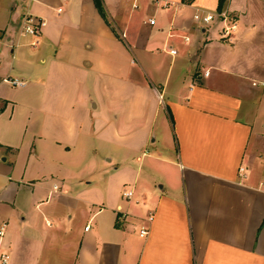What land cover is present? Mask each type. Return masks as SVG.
<instances>
[{
	"label": "crops",
	"instance_id": "obj_1",
	"mask_svg": "<svg viewBox=\"0 0 264 264\" xmlns=\"http://www.w3.org/2000/svg\"><path fill=\"white\" fill-rule=\"evenodd\" d=\"M95 1L0 0L6 264H264V0Z\"/></svg>",
	"mask_w": 264,
	"mask_h": 264
},
{
	"label": "built area",
	"instance_id": "obj_2",
	"mask_svg": "<svg viewBox=\"0 0 264 264\" xmlns=\"http://www.w3.org/2000/svg\"><path fill=\"white\" fill-rule=\"evenodd\" d=\"M132 7H136V0H131ZM194 20L198 23L200 28H204V26L212 23L213 21H220L223 25L221 28V36L228 37L230 33L234 30L236 23L235 20L230 16V14L226 10H219L213 12H196L193 15ZM149 23H153L152 19H148ZM46 20L34 14L26 13L22 16L20 31L22 34L37 36L40 34L41 29L45 26ZM185 38V37H184ZM187 39V38H185ZM174 49H170V54H175ZM207 74V71H204V75ZM5 82L13 85V86H22L23 81L17 80L15 78H5L3 79ZM132 192L130 190L124 191L122 193L124 198H130ZM151 217H148V220H151ZM6 224L2 223L0 225V264H6L8 260L7 252L1 246V239L5 232ZM88 227V226H87ZM148 233L147 226H141L139 229V235L141 237H145Z\"/></svg>",
	"mask_w": 264,
	"mask_h": 264
},
{
	"label": "trees",
	"instance_id": "obj_3",
	"mask_svg": "<svg viewBox=\"0 0 264 264\" xmlns=\"http://www.w3.org/2000/svg\"><path fill=\"white\" fill-rule=\"evenodd\" d=\"M95 2H96V4H97V7H98L99 11L101 12V14H104L103 11H102V8H101V6H100L99 1L96 0Z\"/></svg>",
	"mask_w": 264,
	"mask_h": 264
},
{
	"label": "rangeland",
	"instance_id": "obj_4",
	"mask_svg": "<svg viewBox=\"0 0 264 264\" xmlns=\"http://www.w3.org/2000/svg\"><path fill=\"white\" fill-rule=\"evenodd\" d=\"M2 246V245H1Z\"/></svg>",
	"mask_w": 264,
	"mask_h": 264
}]
</instances>
